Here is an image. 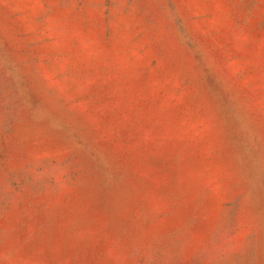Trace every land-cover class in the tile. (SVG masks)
I'll return each instance as SVG.
<instances>
[{
    "label": "rangeland",
    "instance_id": "1",
    "mask_svg": "<svg viewBox=\"0 0 264 264\" xmlns=\"http://www.w3.org/2000/svg\"><path fill=\"white\" fill-rule=\"evenodd\" d=\"M0 264H264V0H0Z\"/></svg>",
    "mask_w": 264,
    "mask_h": 264
}]
</instances>
